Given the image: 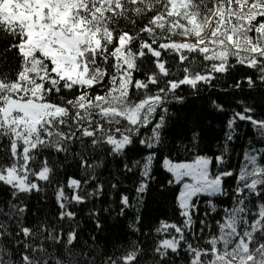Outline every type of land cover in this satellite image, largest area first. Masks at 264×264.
I'll return each instance as SVG.
<instances>
[{
    "label": "snow or ice",
    "instance_id": "1",
    "mask_svg": "<svg viewBox=\"0 0 264 264\" xmlns=\"http://www.w3.org/2000/svg\"><path fill=\"white\" fill-rule=\"evenodd\" d=\"M0 264H264V0H0Z\"/></svg>",
    "mask_w": 264,
    "mask_h": 264
},
{
    "label": "trees",
    "instance_id": "2",
    "mask_svg": "<svg viewBox=\"0 0 264 264\" xmlns=\"http://www.w3.org/2000/svg\"><path fill=\"white\" fill-rule=\"evenodd\" d=\"M214 127L212 129H205L204 132V143L214 145V137L220 135V117L212 118ZM239 143V142H238ZM167 174L162 173L161 178H165ZM174 189H166L165 192L161 193L156 190L153 197L149 201V208L154 216H172V199ZM131 238V237H130Z\"/></svg>",
    "mask_w": 264,
    "mask_h": 264
}]
</instances>
